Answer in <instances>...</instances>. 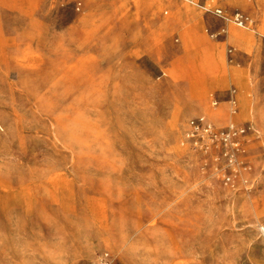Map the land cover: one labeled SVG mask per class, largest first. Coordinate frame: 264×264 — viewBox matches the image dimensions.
<instances>
[{
  "label": "rangeland",
  "instance_id": "1",
  "mask_svg": "<svg viewBox=\"0 0 264 264\" xmlns=\"http://www.w3.org/2000/svg\"><path fill=\"white\" fill-rule=\"evenodd\" d=\"M230 2L0 0V264H264V0ZM197 117L252 129L234 162Z\"/></svg>",
  "mask_w": 264,
  "mask_h": 264
},
{
  "label": "built area",
  "instance_id": "2",
  "mask_svg": "<svg viewBox=\"0 0 264 264\" xmlns=\"http://www.w3.org/2000/svg\"><path fill=\"white\" fill-rule=\"evenodd\" d=\"M214 13L218 17H222L220 9H215ZM233 23L238 28H245L249 21L245 16L236 13L233 16ZM230 102L235 103L233 96L230 97ZM213 104H216L214 102ZM188 139H190L195 146H200L204 149L209 147L220 148L223 156L230 162L235 161V155L241 149L242 139L252 132L248 125L235 126L230 123L222 129H215L214 126L207 121L205 117H197L189 121ZM206 141V143H204ZM231 177L227 176L225 182L229 183Z\"/></svg>",
  "mask_w": 264,
  "mask_h": 264
},
{
  "label": "crops",
  "instance_id": "3",
  "mask_svg": "<svg viewBox=\"0 0 264 264\" xmlns=\"http://www.w3.org/2000/svg\"><path fill=\"white\" fill-rule=\"evenodd\" d=\"M240 1H243V0H232V2H230L229 3V5L230 6H233V5H239L237 2H240ZM244 9H246V7L245 6H242ZM234 31V30H233ZM233 31H231V33L233 32ZM231 35L232 34H230L229 35V37H228V39L229 40H232V41H235V42H238L240 39H232L231 38ZM227 40V39H226ZM209 50V49H208ZM211 52L209 53V51H208V54H210V55H213V56H215V57H217V59L219 58V52H215V51H212V50H210ZM220 61V60H219ZM231 121V120H230Z\"/></svg>",
  "mask_w": 264,
  "mask_h": 264
},
{
  "label": "bare ground",
  "instance_id": "4",
  "mask_svg": "<svg viewBox=\"0 0 264 264\" xmlns=\"http://www.w3.org/2000/svg\"><path fill=\"white\" fill-rule=\"evenodd\" d=\"M248 21H249V19H248ZM249 23H250V21H249ZM249 23H248V24H249ZM247 27H248V25H247L245 28H241V29H242V30H245Z\"/></svg>",
  "mask_w": 264,
  "mask_h": 264
}]
</instances>
